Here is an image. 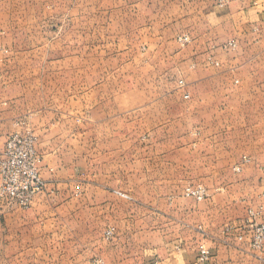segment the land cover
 <instances>
[{"label":"crops","instance_id":"crops-1","mask_svg":"<svg viewBox=\"0 0 264 264\" xmlns=\"http://www.w3.org/2000/svg\"><path fill=\"white\" fill-rule=\"evenodd\" d=\"M161 2V13L146 19L135 40L121 31V55L137 54V69L145 71L138 79L146 81L130 91L129 74L122 73L111 109L96 114L94 127H88L87 153L76 150L83 129L74 125L75 148L64 145L69 142H61L63 131H50L57 126L46 121L48 113L21 112L19 101L22 96L26 100L27 94L16 91L27 83L12 77L13 73L4 77L0 73V151L14 132L37 136L45 182V191L29 210L0 211V264L78 262L84 245L80 231L95 228L103 229V248L110 253L111 261L97 257L105 264H264V246L251 250L244 234L248 223H264V0ZM194 7H199L198 12ZM198 17L205 24L195 25ZM107 21L100 45L96 26L91 24L90 46L80 42L73 52L81 53V47L94 53L103 48L107 55L113 41L112 19ZM137 21L141 22L140 15ZM178 35H187L190 42L179 45ZM229 41L234 46L223 48ZM209 57L217 67L207 62ZM101 64L107 69V61ZM2 66L0 70L14 68ZM165 74L169 82L177 78L176 85L182 80L188 87L164 92L165 85H158ZM108 81L104 79L105 84ZM187 92L189 98L183 101ZM107 93L105 89L104 96ZM65 150H71V163L64 157ZM244 151L249 162L234 173L231 168ZM194 166L203 167L195 178ZM116 177L118 186L112 185ZM189 179L216 183V192L211 199L197 202L184 198L178 189L145 186ZM134 182L140 186L136 192L128 184ZM238 208L243 209L240 215ZM248 211L254 216L249 217ZM108 229H114L113 236L119 230L142 231L134 244L141 256L134 258L116 249L113 253L114 243L109 241L114 238L103 237ZM146 231L154 239L145 240ZM240 233L245 235L242 241L237 239ZM119 245L130 243L124 240ZM200 246L209 253L204 263L198 259Z\"/></svg>","mask_w":264,"mask_h":264},{"label":"rangeland","instance_id":"rangeland-1","mask_svg":"<svg viewBox=\"0 0 264 264\" xmlns=\"http://www.w3.org/2000/svg\"><path fill=\"white\" fill-rule=\"evenodd\" d=\"M160 1L233 0H0V63L3 65L2 67L4 65H7L6 67L8 65L14 66L13 70L3 69L0 70V73L3 77L4 74L13 73L12 77L23 79L27 83L26 85L22 84L18 86L16 91L17 94H27L26 100H24L25 96L20 98L19 106L21 112L31 110L38 113H48L45 115L47 117L46 121L50 124L54 123V127L57 126L50 131L56 132L58 128L62 130L63 132L60 133L61 142L63 140L69 142L64 145L70 146L71 149L76 146V144L73 146L72 142L73 133L75 132L74 125L77 130L83 129L84 134H78L81 139L76 138L77 141L80 140V146H77L76 150L87 153L89 129L91 126L94 127L96 121L94 117L96 114H103L107 109H111L112 105L110 104L114 102L121 88L122 73L125 76L129 74L128 85L130 91L133 90L131 86L138 83L143 86L142 82L146 81L143 77L142 80L138 79V74L140 73L141 75L142 73L143 75L145 71L137 69V54L130 52L128 55H121V49L124 45L121 42V31L123 29L129 36L133 35L130 37V40H135L138 30L141 29L139 27L146 23V19H149L150 15L161 13L160 7H163V3H159ZM165 9L167 10L168 6H165ZM198 9L199 7H194V13L198 12ZM137 15H140L141 18V22L139 23ZM109 17L112 19L109 31L112 30L113 41L110 44L112 45L110 50L107 48V55L103 53V48H100L95 53L90 51L89 48L83 50V47H81V53L73 52L74 46L81 45L79 44L80 42L86 47L90 46V34L88 35V30L91 24L96 26V42L97 45H100L102 43L101 36L103 35L104 25L110 24L108 21L105 23L104 19H108ZM200 20L201 17H198L194 21L197 22L195 25L205 24V22ZM79 26L82 30L78 28ZM74 31H79V33L73 35ZM180 36L183 35H178L177 37ZM78 37H81V40H78ZM177 37L175 38L176 42ZM233 46V41H229L223 48H232ZM109 51L111 53H108ZM128 58L129 61H127ZM106 61L107 69H104L101 62ZM122 62L124 70L121 69ZM207 62L216 67L218 66L212 57H209ZM179 73L180 71H178ZM168 77V75L164 76L159 81L158 88L162 87V84L166 86L162 87L164 92L170 91V89L173 93L179 92L178 87H188V85H184L182 80H179L176 85L175 81L177 78L174 83L173 81L169 82ZM174 77H177V73L174 74ZM105 78H109L106 84L104 82ZM180 81L182 82L181 85ZM169 83L172 84L168 86ZM24 89H27V91H24ZM105 89L108 90V93L104 96ZM96 94H99V96L95 98ZM110 95L111 97H109ZM188 98V92L183 94V101L188 100ZM22 100L25 102H22ZM245 109L248 110V107L246 106ZM55 112H62V114L56 115ZM64 152L66 161L71 163V150H65ZM85 153H82V157L88 155ZM242 154L231 168L234 173H240L241 168L249 162V158L247 157L248 151H244ZM243 158L245 162H243ZM193 169L196 172L193 175V178H195L202 173L203 167L194 166ZM197 170L199 171L197 172ZM180 173L182 172L178 171V174ZM128 184L133 188L134 192L140 188L135 182ZM112 185H120L117 177L113 179ZM145 186L148 189H178L184 198L194 201L196 200L184 195L187 187L200 186L204 188L207 196L201 201L211 199L212 192H216V183H209L207 185V183L191 181L190 179L187 180V183H174L164 180L161 183L146 182ZM115 194L125 200H131L128 195L121 192H115ZM260 209L257 212H260ZM242 210L238 208L239 215L242 213ZM82 218L87 219L88 216L82 215ZM219 218L216 220L218 221ZM244 219L243 217L240 218L241 221ZM241 227L240 225L236 229ZM109 230L112 234L107 238L105 233ZM229 230L230 228H227L226 232ZM102 232L103 229L97 228L90 230L82 229L79 241L80 243L82 241L84 245L83 247L80 246V260L68 264H91L93 260H101L97 257L106 258L111 261L109 251L103 248ZM114 232V229H108L103 233V237L106 240L114 238L109 241V243H114L110 247L113 253L116 249L122 250V253L125 255L133 257L141 256L137 254L140 253V247L134 244L140 240L137 238L143 236L140 235L142 231L119 230L113 236ZM164 232L169 235V231ZM147 233L148 231H146L145 240L148 237H150L149 239H154L152 236L147 235ZM124 240L128 241L130 246L119 245L120 241ZM92 245H95V247ZM64 264H67V262Z\"/></svg>","mask_w":264,"mask_h":264},{"label":"built area","instance_id":"built-area-1","mask_svg":"<svg viewBox=\"0 0 264 264\" xmlns=\"http://www.w3.org/2000/svg\"><path fill=\"white\" fill-rule=\"evenodd\" d=\"M176 40L181 45L189 42L186 35L177 37ZM243 162H245L244 158ZM41 169L42 158L37 150V137L18 132L8 135L0 151V211H25L31 208L35 198L45 191ZM184 195L196 201H201L207 196L205 189L200 186L187 187ZM248 216L252 217L254 214L248 211ZM244 232L249 236V247L253 251H260L264 246V223H248ZM111 234L109 230L106 231L105 236L108 238ZM245 235L240 233L237 239L242 241ZM208 254V251L200 246L199 262H206ZM91 264H104V262L93 260Z\"/></svg>","mask_w":264,"mask_h":264}]
</instances>
